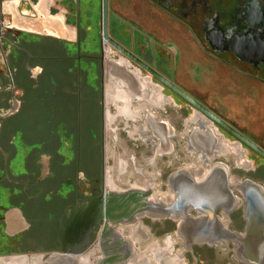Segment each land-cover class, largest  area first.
I'll use <instances>...</instances> for the list:
<instances>
[{"label": "flooded vegetation", "instance_id": "1", "mask_svg": "<svg viewBox=\"0 0 264 264\" xmlns=\"http://www.w3.org/2000/svg\"><path fill=\"white\" fill-rule=\"evenodd\" d=\"M140 5L148 12L137 15ZM110 14L127 23V33L140 35L142 44L132 39L127 47L116 40L109 33ZM98 25L99 50L86 58L99 68L101 182L76 172L45 248L24 249L17 240L31 226L7 228L5 221L7 212L21 207L0 206V258L45 264L60 253L66 211L100 199L89 243L70 263L251 264L260 242L249 239L246 216L264 210V176L258 174L264 168V115L258 123L253 110L254 87H264V0H107L110 41L103 38L99 0ZM84 35L80 0H0V75L9 77L25 53L36 81L43 70L38 61L64 58L54 50L32 56L24 43L47 38L59 49L74 45L80 51ZM69 52L64 49L65 59H75ZM2 102L0 134L3 121L21 105L13 93ZM39 158L45 177L51 156ZM9 181L29 197L26 182L7 176Z\"/></svg>", "mask_w": 264, "mask_h": 264}, {"label": "rangeland", "instance_id": "2", "mask_svg": "<svg viewBox=\"0 0 264 264\" xmlns=\"http://www.w3.org/2000/svg\"><path fill=\"white\" fill-rule=\"evenodd\" d=\"M136 7L137 15L145 13L144 5ZM98 18L99 0H80V24L85 34L80 51L74 45L59 49L53 40L47 38L36 43L33 40L31 44L20 43L32 56H48L54 50L56 56L60 54L64 59L52 57L38 61L43 70L35 81L25 64L27 56L22 53L15 70L10 69L9 77L4 73L0 75V106H6L2 101L12 93L21 103L18 111L2 123L0 149L8 156L5 160L0 151V206L21 207L31 225V229L17 240L24 249L45 248L52 243L56 218L62 207L60 199L73 190L72 178L77 171L86 174L89 180L101 182L103 151L97 103L99 68L86 58L97 53L100 47ZM86 26H89L88 30ZM126 30L127 23L110 14L109 33L116 40L127 47L132 39L137 45L138 42L142 44L140 35L129 34ZM67 48L75 59H65L64 49ZM162 63V69H168L166 62ZM7 87H12V91ZM242 88L246 90V86ZM254 90L258 99L253 110L259 123L264 118V101L259 99L264 87L256 84ZM235 112L241 119H247L243 108ZM11 139L13 146L9 143ZM41 154L51 156V172L45 177L39 164ZM258 171L263 177L264 168ZM7 176L10 180L26 182L24 190L29 197L20 194L22 187L10 181L7 183Z\"/></svg>", "mask_w": 264, "mask_h": 264}, {"label": "water", "instance_id": "3", "mask_svg": "<svg viewBox=\"0 0 264 264\" xmlns=\"http://www.w3.org/2000/svg\"><path fill=\"white\" fill-rule=\"evenodd\" d=\"M103 15H104V40L110 41L106 34L107 30V0H103ZM213 119L214 115H210ZM264 155V153H263ZM254 188L259 189L261 192V187L253 185ZM138 196V195H137ZM112 203V202H111ZM100 199H93L89 201H83L76 205L75 207H70L66 211V215L62 217L60 221V233H59V242L61 243L60 253H52L47 259L45 264H79L78 262L70 263V256L72 255H80L84 252L86 245L89 243L90 233L93 230L94 224L98 221L97 217L100 214ZM90 209L91 212L89 215L85 214L86 211ZM263 209V208H262ZM258 208L256 214L249 215L253 217V220L247 215L246 218L248 220V227L246 228V233L248 234L249 239L253 238L258 243L257 245L259 249L255 250L253 253L254 261L251 264H264L261 258V244H264V210ZM99 210V212H97ZM81 214H85L83 217V221L78 218ZM6 221V227L8 228L10 223L8 220ZM253 225V226H252ZM79 226V227H78ZM251 227H255V230L252 231ZM263 242V243H262ZM78 243V245H75ZM264 246V245H263ZM264 248V247H263ZM65 259L69 261H60V259ZM20 258H0V264H9L12 260H18ZM26 259V258H25ZM27 260V259H26Z\"/></svg>", "mask_w": 264, "mask_h": 264}, {"label": "crops", "instance_id": "4", "mask_svg": "<svg viewBox=\"0 0 264 264\" xmlns=\"http://www.w3.org/2000/svg\"><path fill=\"white\" fill-rule=\"evenodd\" d=\"M6 220H8V222L10 223L9 227L14 226L15 223L17 222L21 224V226L23 227L22 229L30 225L28 221L25 219L23 212L20 209H16V208L7 212ZM22 229H19V230H22Z\"/></svg>", "mask_w": 264, "mask_h": 264}]
</instances>
